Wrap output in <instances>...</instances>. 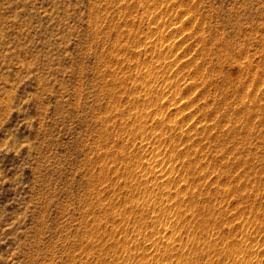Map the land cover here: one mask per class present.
<instances>
[{
    "label": "rangeland",
    "instance_id": "1",
    "mask_svg": "<svg viewBox=\"0 0 264 264\" xmlns=\"http://www.w3.org/2000/svg\"><path fill=\"white\" fill-rule=\"evenodd\" d=\"M0 264H264V0H0Z\"/></svg>",
    "mask_w": 264,
    "mask_h": 264
}]
</instances>
